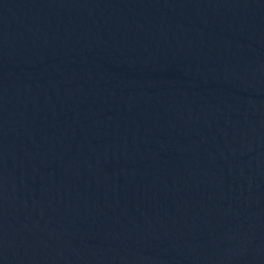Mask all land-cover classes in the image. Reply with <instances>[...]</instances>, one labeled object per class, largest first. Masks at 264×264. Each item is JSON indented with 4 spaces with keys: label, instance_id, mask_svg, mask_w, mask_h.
I'll list each match as a JSON object with an SVG mask.
<instances>
[{
    "label": "water",
    "instance_id": "95a60500",
    "mask_svg": "<svg viewBox=\"0 0 264 264\" xmlns=\"http://www.w3.org/2000/svg\"><path fill=\"white\" fill-rule=\"evenodd\" d=\"M0 264H264V0H0Z\"/></svg>",
    "mask_w": 264,
    "mask_h": 264
}]
</instances>
